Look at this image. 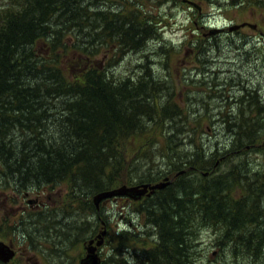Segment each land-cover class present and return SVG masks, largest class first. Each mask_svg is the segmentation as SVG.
I'll use <instances>...</instances> for the list:
<instances>
[{
	"label": "rangeland",
	"instance_id": "obj_1",
	"mask_svg": "<svg viewBox=\"0 0 264 264\" xmlns=\"http://www.w3.org/2000/svg\"><path fill=\"white\" fill-rule=\"evenodd\" d=\"M191 1L194 5L187 0H101L99 4L104 11L115 15L110 16L113 20H119L130 11L149 12L160 27L161 35L159 40H150L142 51H125L112 58L119 47L112 43L106 52L103 48L95 58L88 60L94 66L100 64L104 73L109 72L108 76L117 75L116 80L130 76L135 79L133 82L147 66L158 84L153 86L156 91L150 101L158 123L153 122L150 127V121H147L148 126L131 135L127 147L120 146L115 157L109 159L112 165L106 166L103 178L107 183L106 190L143 183L155 186L172 176L170 179L176 180L175 184L156 198L144 195L133 201L115 196L101 203L98 213L93 206L96 195L87 187L81 192L82 198L77 200L75 193L69 195L66 181L45 187L40 177L41 187L45 189L41 195L45 206L38 209L29 206L27 198L20 193H34L37 187L29 184L21 190L7 179L8 183H0V240L13 249L10 244L13 245L12 238L15 239L14 231L26 236L23 243L14 240L18 256L10 264H80L83 242L96 235L99 219L105 220L108 227L104 246L99 249L96 244L104 259L102 264H112V259L118 260L119 264H144L148 251L157 246L160 234L150 221L157 217L160 221L163 219L158 216L163 212L160 207L154 217L147 209L164 202L173 208L177 206L175 198L185 196L189 181L206 183L229 171L235 173L234 178L239 183L233 181L234 185L225 188L223 193L228 192L233 203L240 202L246 209L251 207L246 185L253 180L262 181L264 176V0ZM161 14L165 18L160 20L158 15ZM242 24H246L245 27L234 33L228 32L229 27ZM148 26L153 28V23L150 21ZM214 27L225 28V32L199 38V32L206 34L207 29ZM151 33H146L145 39ZM76 34L71 32L72 36ZM44 42L37 43L36 50L40 59L50 60V51L46 50ZM62 61H69V57ZM174 107L176 111L181 110L180 115L173 112ZM176 129L181 133L168 145V135L177 134ZM10 131L14 130L10 128ZM10 137L19 139L20 135L10 133ZM17 150L13 159H19ZM176 151L184 156L177 157ZM198 152L205 160L200 164L210 163L205 168L209 171H193L194 174L176 178L179 171L188 168L180 160L192 158ZM0 172L1 177L5 171ZM210 172L216 174L204 180ZM259 178L262 180H257ZM0 180L4 181V178ZM257 202L256 210L261 213L257 218L263 224L253 233L252 241L256 246L261 244L257 231H264V196ZM169 206L165 207L167 212ZM36 211L37 214H33ZM247 212L250 216L251 212ZM30 214L42 220L46 228L31 226ZM193 231L188 253L193 264H264V255L256 257L242 243L246 237L241 241L224 242L222 229L205 226L202 222H196ZM236 234L241 235V231Z\"/></svg>",
	"mask_w": 264,
	"mask_h": 264
},
{
	"label": "trees",
	"instance_id": "obj_2",
	"mask_svg": "<svg viewBox=\"0 0 264 264\" xmlns=\"http://www.w3.org/2000/svg\"><path fill=\"white\" fill-rule=\"evenodd\" d=\"M100 1L0 0V165L6 166L8 174L13 173L14 182L37 186L43 178L46 187L66 181L69 195L75 193L77 200L86 187L94 195L108 191L103 178L106 166L112 165L109 159L115 157L120 146L126 148L129 137L142 132L147 121L150 127L153 122L158 123L150 103L156 91L153 86L158 85L153 71L145 66L136 82L130 76L116 80L117 75L108 76L100 64L94 66L88 60L103 48L106 52L112 43L119 45L112 58L125 51H142L150 40L160 39V27L149 12L130 11L113 20L110 16L115 15L104 11ZM158 17L165 18L162 14ZM150 21L153 28L148 26ZM207 31L199 32V38H206L211 33L210 29ZM71 32L77 34L72 36ZM146 33L152 35L145 39ZM42 40L47 42L43 45L50 51V60L38 56L36 44ZM64 57H69V61L63 62ZM109 62L108 59V66ZM173 110L180 115V109ZM181 131L176 129L177 134L168 135V145ZM10 133L20 138L10 137ZM16 150L19 159L12 157ZM176 155L184 156L177 151ZM180 161L188 165V172L191 167L209 171L205 168L210 163L200 164L205 160L199 152ZM213 174L216 173L210 172L204 180ZM234 174L229 171L206 183L189 181L185 196L175 198L177 206L172 208L164 202L148 208L154 217L160 207L163 212L158 216L163 219H150L160 234L144 264H193L188 253L196 222L222 229L224 242L246 237L242 243L249 252L263 256L264 231H257L261 244L256 246L252 240L255 229L263 224L257 218L261 213L256 210V203L264 195V176L263 180L257 179L262 181L247 183L251 207L246 209L240 202L233 203L228 192L223 193L225 188L239 183ZM180 212L185 215H178ZM240 231L241 235L236 234ZM118 262L111 260L112 264Z\"/></svg>",
	"mask_w": 264,
	"mask_h": 264
},
{
	"label": "water",
	"instance_id": "obj_3",
	"mask_svg": "<svg viewBox=\"0 0 264 264\" xmlns=\"http://www.w3.org/2000/svg\"><path fill=\"white\" fill-rule=\"evenodd\" d=\"M246 24L234 26L230 28V31H234L239 29L240 27H245ZM252 28H256L255 26L249 25ZM221 30H215L211 32V34L220 33ZM171 184V181L168 178L165 181L161 182L158 185L151 186V184H141L137 186L128 187L123 185L117 189L111 191H105L96 194L94 197V204L96 208L99 209V206L103 200H107L113 198L115 196H127L133 200H140L144 195L151 196L156 190L163 189ZM148 190L150 192L148 193ZM107 235L106 227L102 230L97 236V246H102L105 241V237ZM95 240H90L89 244L86 246L87 256L80 262V264H101L102 259L96 253V246L94 247ZM15 252L10 249L9 246L5 245L4 243L0 242V261L4 264H9V262L14 258Z\"/></svg>",
	"mask_w": 264,
	"mask_h": 264
},
{
	"label": "flooded vegetation",
	"instance_id": "obj_4",
	"mask_svg": "<svg viewBox=\"0 0 264 264\" xmlns=\"http://www.w3.org/2000/svg\"><path fill=\"white\" fill-rule=\"evenodd\" d=\"M4 169L5 170V168H6V166L4 167V166H1L0 165V170L2 171V169ZM11 168V167H10ZM181 171H183V170H181ZM181 171H179V173L176 175V178H178V177H181V176H184L185 177V175L187 176V175H189V174H194L193 173V171L195 172L196 171V169L194 168V167H191V170L188 172L187 170H185L186 172H184V173H180ZM7 172H9V170L7 169L6 170V172L5 173H7ZM7 175H9L8 177H7ZM2 178H4V181H1L0 180V183H2V182H4V183H8V180L7 179H11L13 182H14V180H13V173L12 172H10L9 174L7 173V174H3L1 177H0V179H2ZM171 181H172V183L168 186V187H166V188H164V189H158V190H156L151 196H148V198H156L160 193H162V192H164L166 189H168L170 186H172L173 184H175V181L176 180H173V179H170ZM15 184H16V186L19 188V189H21V190H23V189H25V188H27L28 187V185L29 184H26V185H22V184H25V181H19V180H17V181H15L14 182ZM34 183V182H33ZM32 184V183H31ZM32 185H34V184H32ZM42 186V183L40 182V183H38V185L37 186H35L34 185V187H37V191L36 192H31V191H27V192H20L22 195H24V198H27V204L29 205V206H31V207H38V209L40 208V206L41 207H44L45 206V204H44V202L42 201V198H41V195L42 194H44V188H42L41 187ZM42 188V189H41ZM40 189H41V191H40ZM19 193V194H20ZM19 194H17V196H19ZM264 196V195H263ZM20 197V196H19ZM253 198V197H252ZM127 199V198H126ZM127 200H129V199H127ZM102 204H103V202H102ZM33 205V206H32ZM102 207V206H101ZM101 207H100V209H101ZM100 209L98 210V213H99V211H100ZM38 211V210H37ZM37 211L35 212V213H33V214H37ZM28 218L30 219V221L29 222H31V221H33L30 225L31 226H33V227H41L42 229H44V227H45V223H42V220H40V219H37V217L34 215H28ZM38 220V222H36ZM99 224H100V226H99V229H98V231H97V233H96V235H95V237H93V238H90L88 241H85V242H83V243H85L84 245H83V249H84V253L81 255V259H80V262L87 256V250H86V246L89 244V242H90V240H92V239H94L95 240V242H94V244H93V246L95 247L96 246V244H97V241H98V239H97V236H98V234L102 231V229L104 228V226L108 229V227H107V222L105 221V220H102V219H99ZM17 232H18V230H15L14 231V237H15V239L16 240H18L20 243H23V241H24V238H26V236L24 235V233H22V236L19 234V232H18V234H17ZM106 238V237H105ZM14 238H12V243H13V245H14V240H15ZM0 242H3V241H1L0 240ZM3 243H5V242H3ZM6 245H7V243H5ZM104 244H105V242H104ZM104 244H103V246H104ZM12 247H13V250L16 252V256H15V258L13 259V261L16 259V257L18 256L17 255V250H16V248L12 245V244H10ZM102 246H100L99 247V249L101 248ZM98 249V248H97ZM97 249H96V253H98L99 255H100V251H97ZM98 249V250H99ZM102 259H103V257H102ZM79 262V263H80ZM1 263V262H0Z\"/></svg>",
	"mask_w": 264,
	"mask_h": 264
},
{
	"label": "bare ground",
	"instance_id": "obj_5",
	"mask_svg": "<svg viewBox=\"0 0 264 264\" xmlns=\"http://www.w3.org/2000/svg\"><path fill=\"white\" fill-rule=\"evenodd\" d=\"M177 4V3H176ZM239 46V45H238ZM60 47V46H59ZM81 47V46H80ZM256 51V50H255ZM211 62V61H210ZM225 62V61H224ZM252 62V61H251ZM123 63V62H122ZM256 63V62H255ZM210 65V64H209ZM237 65V64H236ZM207 66V65H206ZM231 66V65H230ZM220 67V66H219ZM222 72V71H221ZM226 73V72H225ZM198 76V75H197ZM228 76V75H227ZM221 80V79H220ZM228 80V79H227ZM237 80V79H236ZM260 80V79H259ZM202 81V80H201ZM215 81V80H214ZM228 82V81H227ZM241 82V81H240ZM208 85V84H207ZM241 88V87H240ZM256 88V87H255ZM246 89V88H245ZM204 93V92H203ZM240 93V92H239ZM203 98V97H202ZM204 99V98H203ZM235 99V98H234ZM246 99V98H245ZM244 100V99H243ZM241 104V103H240ZM193 108V107H192ZM236 119V118H235ZM239 119V118H238ZM215 141V140H214ZM208 145V144H207ZM207 150V149H206ZM227 150V149H226ZM220 153V152H219ZM248 162V161H246ZM234 165V164H233ZM219 169V168H218ZM232 169V168H231ZM174 174V173H173ZM2 176V175H1ZM199 176V175H198ZM173 177V176H172ZM170 177V178H172ZM198 178V177H197ZM192 181V180H191ZM174 185V184H173ZM237 191V190H236ZM251 198V197H250ZM73 208V207H72ZM74 213V212H73ZM65 214V213H64ZM53 216V215H52ZM69 218V217H68ZM43 219V218H42ZM57 223V222H56ZM84 224V223H83ZM80 225V224H79ZM91 225V224H90ZM30 228V227H29ZM35 229V228H34ZM28 231V230H27ZM38 232V231H37ZM153 233V232H152ZM154 234V233H153ZM85 235V234H84ZM151 235V234H150ZM41 237V236H40ZM95 237V236H94ZM140 237V236H139ZM33 241V240H32ZM85 244V243H84ZM112 245V244H111ZM36 248V247H35ZM41 248V247H40ZM226 253V252H225Z\"/></svg>",
	"mask_w": 264,
	"mask_h": 264
}]
</instances>
